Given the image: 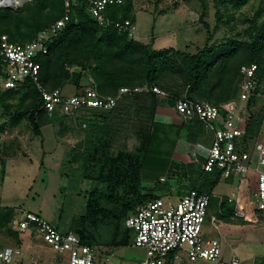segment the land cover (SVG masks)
<instances>
[{
	"label": "trees",
	"instance_id": "1",
	"mask_svg": "<svg viewBox=\"0 0 264 264\" xmlns=\"http://www.w3.org/2000/svg\"><path fill=\"white\" fill-rule=\"evenodd\" d=\"M251 1L215 0L216 27L212 33L206 27L209 37L197 53L174 48L157 50L152 44L129 37L114 25H100L84 8H78L66 27L48 44V53L38 59L42 66L40 82L49 91L64 89L68 84L79 90L86 87L84 79L91 78L98 91L105 96H115L125 87H157L167 93L173 102L186 98L218 105L236 99L242 66L257 65L258 78L262 83L264 80V9L246 21L248 26L243 35L228 38L219 44L211 42L221 26L234 21V17L225 20V13L238 12ZM133 3L125 4L129 6V11L133 9ZM64 11V0H32L17 12L1 8L0 38L7 35L11 42H29L38 32L61 19ZM111 19L120 22L130 19L134 22L130 13L121 18L112 16ZM141 97L151 98L152 108L155 106L154 93L126 96L109 115H90L93 120L88 125L86 140L73 150V161L80 163L78 173L93 185L86 213L76 220L73 229L67 231L76 233L83 244L93 246V230L106 226L112 228V238L106 243V248L129 246L131 230L126 228V220L135 214L139 205L158 199L151 192L144 193L141 186L142 167L152 144L148 129L153 119L152 112L151 117H145L139 110L141 99L138 98ZM15 100L22 103L18 114L28 119L36 137L42 135L43 127L61 119L58 113L49 115L42 109V95L31 83L18 91L1 94L0 107L10 111L14 106L10 102ZM258 101L253 98L249 110ZM125 107L128 109L127 118L121 110ZM124 118L139 122L136 134L141 139V146L135 152L119 151L114 154L113 143L118 135L116 126ZM97 120H103L105 124L101 126L96 123ZM263 122V114L251 115L245 124L246 134L258 138ZM221 180L220 173H203L199 183L189 192L209 194L212 197L211 206L213 192ZM229 210L230 215H223V220L230 221L233 217L232 209ZM6 212L8 215L5 218L13 214L11 210Z\"/></svg>",
	"mask_w": 264,
	"mask_h": 264
},
{
	"label": "rangeland",
	"instance_id": "2",
	"mask_svg": "<svg viewBox=\"0 0 264 264\" xmlns=\"http://www.w3.org/2000/svg\"><path fill=\"white\" fill-rule=\"evenodd\" d=\"M31 1L24 0L20 6L11 10L17 12L24 9L25 5ZM262 8L264 9V0H252L238 12L225 13V20L234 17V21L221 26L211 43L219 44L228 38H238L243 35L248 26L246 21L253 19ZM126 13H130L134 19L135 40L152 44L157 50L174 48L197 53L205 46L209 37L206 27H209L212 33L217 24L215 0H135L131 11L126 5L113 6L108 9L106 15L109 18L112 16L121 18ZM262 86V98L245 114L246 121L251 115L263 114L264 116V80ZM75 91L76 88L73 85L68 84L64 87V94L68 96H73ZM10 103L14 105L10 111L0 107V247H23V260L26 264H53L56 254L44 242L39 232L31 229L22 233L17 229L16 223L21 221L23 214L28 212L49 221L61 232H67L73 229L76 220L86 213L89 192L93 185L78 173L80 163L73 161V150L79 143L86 140L87 131L77 130L76 123L80 122L77 120V115L65 116L58 113L62 119H72V126L64 130L60 122H54L44 127L43 136L34 138L31 145L33 152L26 158L23 152L27 150L22 146L21 139L29 134L28 119L18 114L22 104L19 100ZM90 117L87 114L82 121L90 125L92 123ZM126 118L117 123L118 135L112 148L114 154L119 151L135 152L141 146L139 136L131 132L139 122L133 123V126L130 123L128 125ZM131 121L130 119L129 122ZM53 124H56L60 135H65L64 146L58 143ZM259 138V141L264 142V122ZM42 141H44L43 144ZM2 145L10 149L5 150ZM26 145H28L27 142ZM15 150L17 151L13 156H8ZM175 166L171 172L161 175L166 178V182L141 184L142 188H145L144 193L151 192L162 196L166 202L173 203L191 190L192 180L186 178L185 170L176 169ZM240 185L239 178L222 179L214 190L213 203L203 227L205 237L216 238L223 242V232L229 224L221 220V212L223 208L229 206L227 205L228 197ZM7 210L13 211L10 218H5ZM111 230L112 228L106 226H99L93 230V246L100 250L101 256H104L102 262L98 260L96 264H142L146 258V252L135 246L133 231H130L129 246L106 248V243L112 238ZM218 232L222 233L219 238L216 235ZM241 243L235 250L236 255L241 259L252 261L254 255L249 252V244L245 241ZM106 250L109 253H105ZM230 260L225 259L222 264H228ZM179 264L192 263L182 261ZM193 264L212 263L199 261Z\"/></svg>",
	"mask_w": 264,
	"mask_h": 264
},
{
	"label": "built area",
	"instance_id": "3",
	"mask_svg": "<svg viewBox=\"0 0 264 264\" xmlns=\"http://www.w3.org/2000/svg\"><path fill=\"white\" fill-rule=\"evenodd\" d=\"M130 1L135 0H64L63 17L38 32L31 41L11 42L7 35H3L0 38V95L18 91L31 83L42 95L45 112L65 116L82 113L85 109L112 112L126 96L154 93L168 100V94L157 87H125L115 96H105L91 78H86V87L73 96H65L63 89L49 91L40 82L42 66L38 59L48 53V44L61 33L78 8H84L100 25H114L135 38L136 25L132 21H115L106 15L110 7ZM1 8L6 9L7 6ZM258 70L255 64L241 67L236 99L215 105L183 98L175 101L173 107L183 121L197 119L214 135L212 145L206 151L202 171L212 175L220 173L225 180L239 178L244 189L249 187L250 178L254 176L257 186L252 197L257 209L264 211V143L246 134L244 120L251 100L262 98L263 86ZM161 181L165 182V179ZM211 199L209 194L191 191L177 202L169 203L158 198L139 205L125 226L134 232L135 246L146 252L142 264H179L184 260L192 264L199 261L222 264L221 242L203 235ZM228 202L234 206L233 219L246 218L239 195L232 194ZM16 226L22 233L31 229L39 232L56 254L53 264H96L98 261L100 250L97 247L83 244L76 233L61 232L36 214H23ZM23 250L19 246L0 248V264H26ZM228 264L243 263L239 257L233 256Z\"/></svg>",
	"mask_w": 264,
	"mask_h": 264
},
{
	"label": "crops",
	"instance_id": "4",
	"mask_svg": "<svg viewBox=\"0 0 264 264\" xmlns=\"http://www.w3.org/2000/svg\"><path fill=\"white\" fill-rule=\"evenodd\" d=\"M77 91L78 90L75 91V94L77 93ZM63 93H64V89H63ZM64 95L68 96L66 94ZM142 95H148V94H142ZM154 95H155V102H154L155 106L153 108L151 104L152 102L151 98L149 97L138 98L141 99L140 100L141 104L139 105L140 108L139 110L141 111V113L145 117H149V116L151 117L150 113L151 112L153 113V117H152L153 119L150 120L149 123L150 126L148 129L149 134L152 137V144L150 146L149 154L147 155L142 167L141 184H145V183L153 184L155 182H162L161 181L162 179L166 180V178L161 175L168 171L171 172L174 166L177 165V167L175 166L176 169L185 170L184 174L186 178L188 180L189 179L192 180L191 182L192 185L194 186L199 183L201 174L204 173L202 171V167H203V163L205 162L206 151L208 148L211 147L214 139V135L213 133L208 132L205 126L197 119L190 121H183L175 111L174 107L169 106L168 100L170 99L166 100L165 98L160 97L156 94ZM121 110L123 111V115H125L124 117H126L128 113V109L125 107V108H121ZM76 115L78 117L77 120L80 121L76 123L77 130L80 132L87 131L86 129H88L89 124L82 121V118L85 117L86 115H84L83 112L82 113L76 112L73 116ZM77 120L75 119V121ZM90 120H93L92 117H90ZM135 120L136 119H132L131 122H129L130 120H128V125L130 123V125L133 126ZM56 122H60L59 124H61V127H63L64 130H66L69 126H72L73 124V121L70 118H64V119L61 118L59 121ZM96 123L101 126L105 124L103 120H97ZM27 124L30 127L29 122H27ZM53 125H55V132L57 135L58 143L64 146V144L66 143L64 137L65 135L64 134L60 135L57 131L56 124ZM84 125H86L87 127L84 128ZM138 125H136L137 128L134 127L133 131H131L133 134L138 131L139 129ZM30 129H29V134L26 135L24 139L23 138L21 139V137L19 138L23 143L22 146L24 147V149L27 150L26 152H23V155L26 158L33 152L31 145L34 142V138H36V136H34L33 134V131L31 132L32 129L31 130ZM43 129L44 127L41 130L42 135L40 137L43 136ZM258 139L260 138L258 137ZM26 142L28 143V145H26ZM43 142L44 141H42V144ZM3 149L8 150L10 148L3 147ZM71 149H69V151ZM16 151L17 150L10 153L8 156L10 157L13 156ZM253 177L254 176L250 178L248 188L244 189L240 185L239 188H237L235 192H233V194H237L241 198L244 205L246 218L233 219L232 217L230 221H227L229 225L225 227L226 230L223 232L224 234L223 242L220 241L223 250L224 262L225 259L230 260L233 256H237L235 252L236 248L238 247V245L240 246V244H242L241 242L245 241L246 244H249L250 246L249 252L254 255V259L250 261L246 259H241L239 256L237 257L241 259L243 264H264V211H259L257 209L252 197V193L256 190L255 183L257 182L256 178L254 177L255 178L254 179ZM143 189L145 188L143 187ZM189 191L190 190H188L186 194ZM214 195L215 194L213 192V196ZM155 196L160 199H164L162 196H158V195ZM183 196H180V198ZM227 205H229L227 208L222 209L220 217H222L225 214L227 215V213H229L230 215L231 212L229 210L230 208L232 209L234 216V206L229 202ZM208 214H209V209H208ZM221 220L223 219L221 218ZM221 234H222L221 232H218L216 235L219 238ZM105 253H109L108 250H106ZM103 259L104 256H101L100 253L98 260L102 262ZM184 262H187V260H184Z\"/></svg>",
	"mask_w": 264,
	"mask_h": 264
},
{
	"label": "water",
	"instance_id": "5",
	"mask_svg": "<svg viewBox=\"0 0 264 264\" xmlns=\"http://www.w3.org/2000/svg\"><path fill=\"white\" fill-rule=\"evenodd\" d=\"M7 9H16V8L7 7ZM168 104L170 107H173V105H174L173 100L172 99L168 100ZM110 113H111L110 111H103V110H96V109H85V110H83L84 115L91 114V115L104 116V115H109Z\"/></svg>",
	"mask_w": 264,
	"mask_h": 264
},
{
	"label": "bare ground",
	"instance_id": "6",
	"mask_svg": "<svg viewBox=\"0 0 264 264\" xmlns=\"http://www.w3.org/2000/svg\"><path fill=\"white\" fill-rule=\"evenodd\" d=\"M23 3V0H0V6H7L16 8Z\"/></svg>",
	"mask_w": 264,
	"mask_h": 264
}]
</instances>
